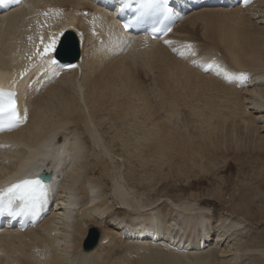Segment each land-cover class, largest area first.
Masks as SVG:
<instances>
[{
    "label": "bare ground",
    "instance_id": "1",
    "mask_svg": "<svg viewBox=\"0 0 264 264\" xmlns=\"http://www.w3.org/2000/svg\"><path fill=\"white\" fill-rule=\"evenodd\" d=\"M197 1L185 0L172 5L175 15L182 14ZM215 1L212 0V4ZM247 2H251L250 6L257 4L259 9L264 5V0ZM234 3L232 8L209 4L200 10H191L182 35L185 38L171 44L165 43L170 34L151 40L108 26L109 17L91 0H20L16 7L0 12V86L17 90L21 115L27 110V119L23 123L0 134V156H10L9 160L15 158L12 162L0 159V179L7 173L38 172L39 166L36 165L20 167L15 171L16 161L27 163L40 158L41 161L52 159V167L57 172H64L67 182L61 185L65 194L59 197L55 205L57 209L60 203H67L62 215H46L42 222L24 231H0V264H101L102 250H113L116 254L124 244L132 249L135 256L129 258L126 252L118 256V264H184L185 261H188L187 264H202L207 255L199 249L207 240L213 241V248L217 250L213 253H216V259L228 252L229 249L225 248L227 245L222 249H217V246L229 228L226 230L224 226H218L210 234L209 219L203 209L208 206L210 214L217 212L218 218L225 214L216 211L208 200L202 199V202L197 203L194 196L188 199L176 197L171 207L167 203L157 204V198L150 202L134 201L128 197L120 178L124 180L126 177L128 182L137 186L139 180L144 181L143 177L134 171L123 176L110 175L108 169L110 162H115L113 159L119 162L123 156L128 163H135V159L141 163L140 166L150 163L146 167L153 171L148 176L150 183L153 180L163 185L168 178L179 181L185 176V169L181 166L188 165V161L195 165L198 160H205L203 163L206 165L208 160L224 162L230 155L238 162L244 157L252 161L264 160V24L253 20L249 15L251 10L249 14L245 12L250 6L244 9L239 5H247L245 0H234ZM83 8H89L94 11L93 14H97V17L92 16V22L94 26L98 25L99 37L107 34L105 46L97 45L99 38L90 37V24L81 21L80 17L84 16L81 12ZM35 20L43 21V27L33 25ZM72 30L77 34L81 52L72 69L62 71L57 63L49 62L52 61L55 48L43 57L37 54L44 51L45 44L51 39L54 38L57 44L62 35ZM17 33L23 34V42L18 41ZM187 38H204L212 45L202 46L204 48L200 56L187 52L179 57L167 47L179 45L178 52L184 51L183 46L189 43ZM89 50H93L91 54ZM119 50H122L121 53ZM138 62L139 66L136 64ZM30 63L32 67H29ZM37 67L43 68L41 85L35 89H25L26 83L37 75ZM145 67L156 75L150 83L142 85L145 83L141 79L146 81L151 78L145 73ZM222 70L234 74L244 72L247 79H226ZM59 72L61 75L55 78ZM237 85H240L239 89ZM83 89L87 99L85 108L80 105ZM220 102L230 103L225 108L228 117L223 116ZM249 105L252 108L250 111ZM237 110L238 114L235 112ZM54 113L55 118L52 117ZM98 117H109L113 121L114 133L110 139L122 145L120 154H115L119 151L107 153L112 161L109 162L100 152L96 161H85V156L81 154L79 135L69 137L70 132L60 134L62 143H55L57 134L63 128L73 130L80 124L90 136L82 137L81 144L87 141L95 143L93 131L90 133L88 126L83 123ZM195 122L199 124L195 125L193 132L182 130L184 127L181 124ZM136 130H142V134L136 135ZM100 138L105 140L101 132ZM58 139L61 140L60 136ZM121 162L115 164L116 168L120 167ZM244 164L240 163V166ZM105 176L112 181V203H109L110 198L106 197L105 189L97 192V188L103 186L102 178ZM261 179H264V174ZM151 185L144 186V190ZM188 186L190 184L179 185L177 190L184 191ZM258 190L264 193V183L260 184ZM243 203L245 212L252 213L250 202ZM79 204L82 207L78 209ZM118 204L119 208L116 206ZM71 206L76 208L75 211L83 209V212L79 215L71 212ZM128 206L131 209L137 207V211L141 212L129 214ZM157 206L165 212L166 219L153 212L152 209ZM195 206L198 207L195 209ZM236 206H240V203H236ZM222 220L228 223L226 218ZM232 222V227L241 224L240 220ZM92 226L99 229L98 244L94 248L84 249L81 240ZM183 226L189 228L187 232H182L187 238L180 234ZM117 228L123 229V232H118ZM159 241L163 242L166 251L158 249ZM189 241H193L192 246L198 252L188 251L187 248L191 247ZM251 241L256 242L253 238ZM109 243L112 246H108ZM105 245L107 249H102ZM150 245H155L154 249ZM241 248L251 250L252 247L246 243ZM108 251L107 255H103L102 264L112 263L106 259L114 256ZM246 264H264V260L254 259Z\"/></svg>",
    "mask_w": 264,
    "mask_h": 264
},
{
    "label": "rangeland",
    "instance_id": "2",
    "mask_svg": "<svg viewBox=\"0 0 264 264\" xmlns=\"http://www.w3.org/2000/svg\"><path fill=\"white\" fill-rule=\"evenodd\" d=\"M250 4H251V2H247V5L239 3V5H241L242 8H244V9L249 7ZM261 8H262V10H261ZM249 10H251L252 13ZM263 10H264V5H262L259 9L257 4H252L250 6V9H248V11L246 10L245 12H247L248 14L250 12L249 15L252 16L254 21L255 20H256V22L258 21L257 23L264 24V22H261V21H264V14H262V13H264ZM63 11H66V10H63ZM259 12H262V13H259ZM190 13H191L190 10L187 13L186 12L182 13L183 15H185V17H184V19H182V21H180V24L177 27V32H179V33L182 32L184 34V29L187 27L186 19ZM254 14H255V16H254ZM21 29L24 31L23 28H21ZM173 30H175V26H174ZM18 33L16 34V38L18 39V41L21 40L23 42V40H24L23 34L20 33L21 34L20 35ZM183 34H180V35L182 36ZM194 40L198 41L199 47L201 49H203L205 47L204 46L205 44L206 45L207 44L212 45L208 40H206L204 38H199V39H194ZM202 46H204V47H202ZM92 51L93 50H89V54H91ZM121 51L122 50H119L118 52L121 53ZM80 55H81V52H80ZM32 64L34 65V63H32ZM32 64H30L29 66L30 67L33 66ZM136 64H137V66H139L138 65L139 62ZM146 69H147V67H145V73L146 74L148 73V75L151 78L149 80H146L144 78L146 81H143V79H141V82L145 83L142 85H146V84L150 83L152 78L156 75L155 72H152V71L150 72V71H148V69L147 70ZM40 73L42 74L41 69H39L37 75L35 74L33 76L34 78L32 77V79L27 83V89H30L33 87L35 88V86L39 84V82L41 81V76H39V75H41ZM139 84H141V83L139 82ZM236 88L239 89L240 85H237ZM84 90L85 89H83L82 102H81L82 104H80V105L81 106L84 105L82 107L85 108V104L87 103V99H86V91H84ZM151 97H153V94L151 95ZM77 101L80 103L79 99H77ZM220 105H221L222 112L224 113L223 116L225 115L226 117H228V114H227L228 110H226L227 109L226 107H228L230 105V103L229 102H225V103L220 102ZM248 110L249 111L252 110V108L250 109V105H249ZM235 112L238 114V110ZM52 117L53 118L56 117L55 113L53 114ZM108 118L109 117H107L106 119H102L101 117H98V118H94L90 122L86 121L87 124L83 123L84 125L88 126L90 133L93 131L92 134L96 138L95 143L93 141H90V142L87 141V143L84 142L86 144H81L82 143V140H81L82 137H84L86 135L88 137H90L89 133L85 130V127H83L81 124L77 129L75 128L73 130L72 129L68 130L67 128H63V130L61 131L60 134L70 132L69 137H73V135H79L78 138H80L79 139L81 142L80 146L82 147L81 154L85 156L84 157L85 161L86 160H91L92 162H93V160L96 161L97 155L101 153L100 155L106 157L108 159V161L110 162L112 160L110 159V157L108 156L107 153H109V152L115 153L116 151H119V152H116L115 154H117V153L120 154L121 149H122V147H120V146H122V145H121V143L113 142L110 139L113 137L111 135L114 133V127H113V121L111 119H108ZM192 118H194V117L192 116ZM174 120H177V118ZM179 120H180L179 122L182 123L181 117H179ZM128 121L129 120L126 121L127 124H129ZM130 123H131V121H130ZM195 123L196 124H181L184 127L182 130L184 131L185 129H187V130H190L191 132H193L195 125L199 124L198 122H195ZM203 125H205V123ZM100 130H102V131H100ZM99 131L101 133H103L105 140L103 138H100V132ZM107 133H109V134H107ZM136 133H138V134H136ZM136 133H135L136 135H141L142 130H136ZM262 134H264V132ZM98 136H99V138H98ZM107 138L110 139L112 142L107 140ZM100 142H102V143L100 144ZM110 142L113 144H111ZM94 144H95V147H94ZM97 145H99V146H97ZM102 145H104V147L106 149L103 148ZM93 151H94V153H93ZM95 154H96V156H95ZM93 155H94V157H93ZM8 158L10 159V156H7V157L4 155L0 156V159H2V160L11 161V162L15 160V158H13V157H12L13 159L11 158L12 160H9ZM113 160L115 162H113V163L110 162V164H109L108 173H110V175H118L119 174V175L123 176L122 174H124V173H130V171L131 172L134 171L135 173H138L140 176H142L143 177L142 179H144L143 182L139 180V183H138L139 185L137 184V186H134L132 184L133 182H128V178L126 179V177H125L124 180H123V178H120V183L125 186V189L127 191V195L131 200H134V201L139 200L141 202H147V201L150 202V201H152V199L154 200L157 198V204L167 203V205H170V207H171V206H173L172 201H174L176 197L188 199V198H191L192 196H194V198H195L194 200L197 203L202 202V199H206V200H208V203H211L212 206H215V208L217 209L216 211L223 212L226 215V216L223 215L222 217L218 218L219 216H216L217 212L210 214V211H209L210 208L208 206H206V207L204 206L205 209H203V213L205 212V215H207V218L209 219L210 234H212L216 229H218L217 228L218 226L219 227L224 226L226 230L229 228V231H227L229 234L227 233L225 235V237L222 239V241L220 242L219 246H217V249H218V247H219V249H222L225 245H227V246H225V248H227L229 250L227 253H223L220 257L218 256L220 259L218 257L216 259V256H215L216 253L215 254H213V253L217 250H214L215 247L213 248V245H212L213 241L207 240V242L204 244V246L201 247L199 250H201L200 252L203 251L202 253H204L205 255H207V256L210 255V256H209V258H207V256H206V259H205L206 261L202 262V264H223V263H225V264H227V263H229V264H231V263L232 264H246V263H250L254 259L255 260L256 259L257 260H264V193L262 191L258 190V187L260 188V184L264 183V179H261V176L264 174V160L252 161L250 158L244 157L241 160V162H238L236 160H233L232 156L230 155L229 157H227V160L224 162L219 161V160H214V161L208 160V163L206 165L203 163V162H205V160H203V161L198 160L197 161L198 163L196 162L195 165H193L192 162L190 163L188 161L187 162L188 165H184V167L181 166V168L185 169L184 170L186 173L185 176L181 177L179 181H175L174 178L172 179V177L168 178L163 185L158 184V183H157L158 184L157 185L156 182L153 180L151 181L152 183H150V177L148 178V176L153 171L149 170L151 168H146L147 166L150 165V163L144 164L143 166H140L141 163L136 159L134 160L135 163L134 162L128 163L129 161H127L125 156H123L122 160L120 159L119 162L117 161V159H113ZM248 160H249V162H248ZM120 162H121L120 167L116 168V165ZM240 163H245L244 164L245 167L243 168L244 165L240 166ZM129 168H130V170L128 171ZM144 168H145V171H144ZM216 170H217V172H215ZM173 173H175V172H173ZM62 175H63V177L58 184V188L56 189V191L57 190L58 191L55 193V196H57L59 194V190H60L59 187L61 188V185L63 183L65 185V183H66L65 182V178H66L65 173L63 172ZM126 181L128 182V184H131V185H128ZM102 182H103V186L100 185L101 187L97 188V192H100V190L105 189V191H107L106 197L110 198L111 196H113L111 194V191H110V186L112 183L111 178H109L108 176H105L102 178ZM147 183L150 185L152 184V185L150 187L145 188V190H144L143 187L148 185ZM189 184L191 187L188 186L186 190H184V191H181L180 189L177 190L179 188V185L186 186ZM154 186H155V188H154ZM221 188H223L224 190H221ZM140 191H141V193H140ZM244 193H247L248 195H244ZM217 198H219V199H217ZM110 201L112 202L111 198H110ZM244 201L250 202V206L253 208L252 213H246L245 212V205L243 203ZM236 203H240V206H236ZM128 207L130 208L131 206H128ZM196 207H198V206H195V209H196ZM137 209H138L137 207L133 206L132 209L130 208L128 210L129 214H132L131 212H133V213L134 212L135 213L141 212L140 210L137 211ZM152 210H153V212L156 211V213H159V215H161V217L164 218L165 212L160 209V206H157ZM81 211L83 212V209H81L79 212H77V214L78 215L81 214ZM192 211H194V210H192ZM147 212L149 213V211H144V213L148 214ZM231 213H233V214H231ZM73 217H74V219H76L75 214ZM224 218H226V222L227 221H228V223L230 222L229 225H228V223H226V224L223 223L222 219H224ZM164 219H166V217ZM233 220L234 221L240 220L241 224H238V227L237 226L232 227L233 226V222H232ZM61 221H63V219H61ZM163 225H164V221H163ZM92 227H95V226H92ZM236 229H238L237 232H236ZM116 230L120 233L123 232V229L121 230V228H117ZM188 230H189V228L187 229L186 227L183 226V230L180 231V234H182L183 238H184L185 234L182 232L183 231L187 232ZM186 235H188V234H186ZM193 237L195 238L196 234ZM212 237L214 238L215 236L213 235ZM212 237H211V239H212ZM185 238H187V237L185 236ZM251 238L255 239L256 242L255 243L252 242ZM84 239H85V237L81 240V245H82V242L84 241ZM189 242L191 244L190 245L191 247L187 248L188 251L198 252L195 249V247H193L194 246L193 241L192 242L189 241ZM189 242H188V244H189ZM222 242H223V244H222ZM112 243H109V245L108 244H106V245L112 246ZM130 243L131 242H128V244H130ZM158 243H159L158 249L161 251L162 250L166 251V250H164L165 248L162 245L163 242L159 241ZM246 243L247 244L249 243V247H252L251 250H253V251H251L250 249H249L250 250L249 251V250H244V248H241L243 245L245 246ZM106 245L104 247H102V249H104V248L107 249L108 246H106ZM56 246H58L60 248L59 245H56ZM40 247L42 248L41 245H40ZM123 247H125V248H123ZM127 247L129 250L127 249ZM150 247L152 249H154L153 247H155V245H150ZM34 249H36V246L34 247ZM234 249H240V250L235 251ZM100 250H101V248L99 249V253H100ZM107 251L106 250L101 251V253H102L101 254L102 258L100 260L101 264L104 261L103 255L104 254L107 255L106 254ZM108 252H109V254L112 253L114 255V256L110 255L111 257L113 256L111 259H109L108 257L107 258L105 257L107 260H110L112 262V263L109 262L108 264H118V256L125 254L126 252L130 256L129 258H132L133 256H135L132 254L133 253L132 249L129 248L128 245L126 246L125 244L120 248L119 253L115 254L113 250L108 251ZM185 252L187 253V251H185ZM209 252H211V254ZM208 253H209V255H208ZM218 254H220V253H218ZM184 255H188V254H184ZM135 258L136 257H134V259ZM1 259L2 258H0V260ZM184 259L189 260L188 257H184ZM187 262L188 261H185L184 264H187Z\"/></svg>",
    "mask_w": 264,
    "mask_h": 264
},
{
    "label": "snow or ice",
    "instance_id": "3",
    "mask_svg": "<svg viewBox=\"0 0 264 264\" xmlns=\"http://www.w3.org/2000/svg\"><path fill=\"white\" fill-rule=\"evenodd\" d=\"M3 2V0H0ZM130 3L131 0H125ZM141 3L152 4L154 0H139ZM247 3V0H245ZM47 15V13H45ZM127 27V25H125ZM170 31V29H169ZM31 39V37H29ZM43 43V38H41ZM166 44H171L172 41L165 40ZM56 40L53 38L49 43L45 44L44 51L37 54L41 57L51 52L55 48ZM184 51L180 52L184 56L187 52L193 49L192 44H185ZM174 51L176 49H173ZM194 54V53H193ZM55 63V61H49ZM193 63H197L193 61ZM226 79L246 80L247 74L244 72L234 74L222 70ZM23 75V73H21ZM17 94L15 91L0 88V131L11 130L27 119V110L21 115L17 105ZM49 185L42 177H24L6 187H0V215L16 216H31L33 218L39 216L44 205L48 201Z\"/></svg>",
    "mask_w": 264,
    "mask_h": 264
},
{
    "label": "water",
    "instance_id": "4",
    "mask_svg": "<svg viewBox=\"0 0 264 264\" xmlns=\"http://www.w3.org/2000/svg\"><path fill=\"white\" fill-rule=\"evenodd\" d=\"M69 41L70 40L67 39V37H65L62 40L61 45H60V47L56 53L57 57L63 61H73L77 58L76 57L77 56V49L76 48H74V52H73L74 56H69L68 53L66 52ZM97 240H98V232L95 228H92L89 231V234H88L87 239L85 241L84 247L86 249L93 247L96 244Z\"/></svg>",
    "mask_w": 264,
    "mask_h": 264
}]
</instances>
